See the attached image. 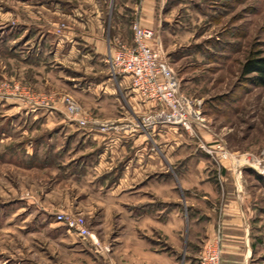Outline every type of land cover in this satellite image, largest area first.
<instances>
[{"label": "rangeland", "instance_id": "rangeland-1", "mask_svg": "<svg viewBox=\"0 0 264 264\" xmlns=\"http://www.w3.org/2000/svg\"><path fill=\"white\" fill-rule=\"evenodd\" d=\"M16 1L0 0V264H11L13 261L7 259L12 254L15 263L25 258V238L30 235L67 231L54 215L59 210L85 216L91 235L81 239L93 241L97 247L89 251L86 264L87 260L89 264H110L105 184L99 185L103 188L96 191H93L94 185L86 186L85 190L81 186L71 188L67 179L56 175L53 167L66 149L54 155L55 146L49 144L52 132L48 125H42L47 121L46 115L20 111L19 105L11 102L5 92L18 83L32 92H43L46 87L36 85L37 69L43 70L44 65L50 67L47 58L41 56L43 47L35 57L30 56L29 44L21 45L30 40L37 46L39 39L41 42L46 39L43 32L33 27L24 30L21 27L25 25H15L11 17L7 19L3 15L15 7L20 9L26 0ZM111 1L105 2L108 6L106 26L116 19ZM157 2L153 27L157 44L162 46L177 72L181 91L194 101L203 118L202 124L194 125L191 130L171 129L181 134L185 142L181 153L173 149L172 176L174 180L210 177L215 184L216 195L206 199L205 204L208 209L214 208L212 216L201 215L200 218L204 222L209 217L215 220L211 239L202 233L203 242L208 240L201 247V255L205 244L220 238L223 256H236L229 257L227 264H240L238 258L245 249L244 226L233 200L235 182L232 178L237 176L240 201L251 225L254 255L250 263L264 264V87L254 82L253 74L244 76L241 69L251 55L259 53L264 57V0ZM73 6L70 3L69 8ZM132 22L126 20V31L131 34ZM60 33L58 29L55 32ZM13 37L21 39L14 42ZM88 80L83 78L77 82ZM88 114L94 116L83 110L84 116ZM74 136L71 144L75 142V149H86L84 139ZM219 142L226 144L235 161L249 160L248 166L236 172L232 161L222 159L220 151L211 153L204 148ZM176 155L180 158L176 159ZM64 193L69 194V198L66 199ZM176 206L185 210L187 220L192 218L193 212L188 207L180 203ZM92 231L98 233V239ZM185 237L179 249L180 263L188 257L192 245L189 232ZM112 239L116 238H110L111 242Z\"/></svg>", "mask_w": 264, "mask_h": 264}, {"label": "crops", "instance_id": "crops-1", "mask_svg": "<svg viewBox=\"0 0 264 264\" xmlns=\"http://www.w3.org/2000/svg\"><path fill=\"white\" fill-rule=\"evenodd\" d=\"M106 1L26 0L20 9L15 7L3 13L7 19L11 17L15 25H25L21 27L24 30L33 27L43 32L46 39L43 42L39 39L37 46L30 40L21 45L29 44L30 56L35 57L43 47L40 55L50 63V67L44 65L43 70L37 69L36 73L38 88L46 87L37 93L49 97L45 105L35 106L13 97L8 99L19 105L20 111L46 115L47 121L42 125H48L52 132L49 144L55 146L54 155L66 149L53 167L56 175L67 179L71 188L81 186L85 190L86 186L94 185L93 191H96L103 188L99 185L105 184L110 264H199L201 247L211 239L210 231L215 222L213 217L207 222L200 218L201 215L212 216L214 208L208 209L205 204L206 199L216 195L215 184L210 177L173 179V149L181 153L185 142L181 134L172 130L180 127H156L149 133L130 131L132 123L155 104L144 102L132 87L131 76L113 73L106 61L113 50L112 39L132 40L133 33L126 31V20H139L142 26L154 27L158 2L112 0L110 6L116 19L106 26ZM70 3L74 5L72 8H69ZM36 7L40 8L32 10ZM63 22L62 32L56 35ZM20 39L13 37L12 41ZM35 46L37 48H33ZM83 78L90 80L77 82ZM61 86L63 90L59 89ZM64 94L73 96L84 111L94 115L88 114L86 127L67 117L66 105L61 99ZM103 123L114 128L101 132ZM74 134L84 139L86 149H75V142L71 144ZM179 156L176 155V159ZM232 180L235 208L244 226L245 250L238 259L240 264H252L250 220L240 201L237 176ZM64 194L69 198V194ZM176 203L193 212L190 220L181 206L177 209ZM188 232L192 245L188 257L180 263L179 249ZM203 232L209 235L204 242ZM92 234L99 238L96 231ZM112 237L116 239L111 242ZM25 240L27 256L15 263V256L8 255L11 257L7 261H13L11 264H86L89 251L97 249L93 241L85 242L68 230L30 235ZM229 257L236 256L222 255V264H227Z\"/></svg>", "mask_w": 264, "mask_h": 264}, {"label": "built area", "instance_id": "built-area-1", "mask_svg": "<svg viewBox=\"0 0 264 264\" xmlns=\"http://www.w3.org/2000/svg\"><path fill=\"white\" fill-rule=\"evenodd\" d=\"M65 24L57 28L62 32ZM133 37L126 42L119 37L111 40L113 50L106 57L113 73H124L132 78V87L137 95L144 101H151L155 106L140 116L132 123L130 131L148 132L156 127L173 126L191 130L194 125L202 124L199 109L192 99L187 97L180 86V78L171 67L167 57L163 53L162 46L157 44L156 32L153 28L142 26L139 20L132 22ZM8 97L25 101L31 105H45L48 96H42L32 92L28 87L16 84L5 89ZM62 102L66 105V113L69 119L86 127L89 118L83 115L82 106L70 95L62 96ZM114 127L103 123L102 131H110ZM204 148L213 153L220 151L223 159L232 161L236 172L248 166L249 160L235 161L226 144L216 143L205 145ZM56 220L66 226L68 231L76 233L80 238L90 237L91 229L83 214H73L59 210L55 212ZM221 240L216 238L208 242L199 259V264H222Z\"/></svg>", "mask_w": 264, "mask_h": 264}, {"label": "trees", "instance_id": "trees-1", "mask_svg": "<svg viewBox=\"0 0 264 264\" xmlns=\"http://www.w3.org/2000/svg\"><path fill=\"white\" fill-rule=\"evenodd\" d=\"M242 74L250 76L253 74L254 82L264 87V57L259 53L251 55L242 65Z\"/></svg>", "mask_w": 264, "mask_h": 264}]
</instances>
